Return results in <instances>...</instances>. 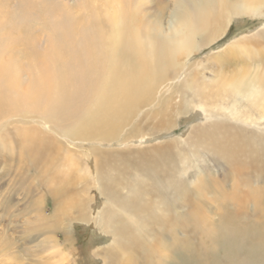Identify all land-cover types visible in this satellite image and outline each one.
<instances>
[{
	"label": "bare ground",
	"instance_id": "bare-ground-1",
	"mask_svg": "<svg viewBox=\"0 0 264 264\" xmlns=\"http://www.w3.org/2000/svg\"><path fill=\"white\" fill-rule=\"evenodd\" d=\"M47 1L57 12L55 6L62 0ZM67 1L71 10L55 18H49V9L37 2L33 8L26 6L18 11L25 13L22 22L16 20V13L0 20V122H9L0 123V132L9 125H20L15 126L22 139L18 140L20 151L24 156H34L37 165L46 157L45 149L56 140L92 145L116 141L121 127L155 102L159 88L185 72L183 81L176 85L177 95L164 101L157 112L164 115L170 113L168 106L172 111L185 107L203 116L201 123L175 142L186 141V149L195 157L209 155L214 164L224 168L225 182L234 180L229 185L233 186L231 193L221 196L222 208H230L220 216L223 225H219L218 236L224 237L222 244L230 251L243 250L242 254L252 261L251 257L264 249V217L258 215L249 226H235V221L248 216L252 200L259 201L242 187L264 186V69H252L243 56L257 45L253 50L260 58V42L254 34L236 39L222 55L211 59L220 67L218 72L211 71L213 78L207 76L202 63L192 73L184 71L183 65L194 52L224 34L232 19L260 12L258 6L264 0H179L168 35L146 30L145 18L139 12L142 6L136 7L134 0ZM18 5L20 8L21 3ZM176 97L180 99L178 104ZM34 121L42 130L32 125ZM137 135L133 132L131 137ZM4 140L0 147L14 152L8 137ZM162 149L137 153L146 156V163H133L138 166L135 174H117L111 157L102 161L98 174L106 205L98 214L96 227L112 240L102 253L105 264H168L165 216L169 191L178 186V181L175 164L170 163L165 172L163 167L159 170L168 156L176 159L174 149ZM154 153L163 158L152 159ZM118 155L117 164H132L125 154ZM54 163L50 159V168ZM119 188L130 196L121 195ZM193 212H187L183 220L202 217L203 212ZM213 235L217 236L215 230ZM232 235L234 238H230ZM49 240L42 245L43 252L55 250L60 256L59 245ZM242 241L244 244H240ZM204 256L198 254L195 264H210ZM66 258L69 256L64 254L63 260ZM41 262L32 259L30 264Z\"/></svg>",
	"mask_w": 264,
	"mask_h": 264
},
{
	"label": "rangeland",
	"instance_id": "rangeland-1",
	"mask_svg": "<svg viewBox=\"0 0 264 264\" xmlns=\"http://www.w3.org/2000/svg\"><path fill=\"white\" fill-rule=\"evenodd\" d=\"M23 1L0 0V14L2 15V17L0 15V20L3 22L8 16L16 13L17 19H15L22 22L26 20L23 15L25 13L18 11L27 9L26 6L33 8L32 6L37 2L43 5V9H49V18H55L60 13V15L67 13L69 12L67 9L72 8L66 0H62V4L55 3L57 5L54 6L57 7L58 13L55 8H49L47 0ZM31 1L36 3H30ZM134 1L136 7L142 6L139 12L145 18L146 30L153 34L158 32L168 35L169 22L179 0ZM231 1L237 2L238 0ZM72 2H77V0H72ZM17 3H21L20 8ZM258 9L260 10L258 13H245L247 15L232 19L233 23L224 34L205 49L194 52L193 57L185 60L184 71L192 73L191 71L197 70V64L202 63L207 76L213 78L211 71L218 72L220 67L211 63V59L222 55L221 52L224 53L223 51L231 47L236 39H241L247 34H254L257 43L260 42L259 48L262 52L260 59L254 52L255 48H258L257 45L255 48L252 46L253 52L250 50L243 54L246 59L245 64L252 65V69L258 67L264 69V29H260L264 27V4H259ZM4 15L7 17H3ZM180 56L182 57V54ZM184 74L179 76L178 80L173 77L169 82H165L159 88L155 102L146 108L147 110L140 112L141 114L132 119L131 123L124 124L118 132L119 137L116 141H112L113 143L92 145L77 141L71 144L64 140L62 142L56 140L55 144L45 149L47 155L37 165L34 156H24V153L20 151L19 141L21 142L22 139L15 131V126L21 127L20 125H9L4 129L5 131L0 132V144L8 137L9 147L14 151L9 152L0 147V264H30L32 259L42 261L40 264H68V262L70 264H105V256L102 253L111 245L112 240L102 232L101 227H96L98 214L106 205L98 174L102 161L107 160L105 157H111V163L115 160V165H112L117 169V174L126 171L135 174L138 166L133 163H146L144 158L146 156L141 157L137 153L162 147H164L162 150L174 149L176 159L171 160L172 157L168 156L159 170L163 167L162 171L165 172L169 169L170 163L175 164V176L178 181V186L169 191L168 214L165 216L167 223L164 231L168 234V264H195L198 254L208 257L210 264H264V249L255 253L256 255L252 256V261H250L242 254L243 250L232 252L226 248L224 243L223 246L224 237L218 236L219 228L223 225L220 216L226 208H222L224 205L221 201H224V198L221 196L224 195L223 193H231L233 186L229 185H232L234 180L225 182L224 168L214 164L209 155L195 157L186 149V141L182 144L175 142L185 137L193 126L201 123L203 116L193 113L192 109L187 111L185 107L183 109L178 107L179 109L172 111L173 108L168 106L170 113L167 112L164 115L157 112L159 108V111L162 110L164 101L172 95H177L175 94L178 89L176 85L183 81L186 75ZM176 100L178 104L180 99L176 97ZM3 121L6 120H2L1 125L7 122ZM34 122L32 125L42 130V126ZM164 127L165 130H161L162 133L159 134L161 131L159 132L158 129ZM261 128L264 129V125ZM149 130L158 131L154 135H149L147 134ZM133 132L138 135L131 137ZM170 143H175V145H170ZM97 147L98 149L95 150ZM118 154H125L126 160L132 164L123 166L117 164ZM125 156L122 157L125 158ZM151 156L156 161L157 159L160 161L162 157L157 153ZM50 159L55 161L53 168H50ZM45 179L48 183L42 184ZM242 188V190L251 191L259 201L254 199L249 203L248 216L236 220L235 226H249L258 219V215L264 217V186L255 184ZM118 192L123 196H130L126 190L119 188ZM227 208L230 207L227 206ZM197 210L203 212L202 217L183 220L187 212L189 214L193 211L195 214L200 213ZM198 226L201 230L197 228ZM155 227L157 231V226ZM214 230L217 235L215 237ZM151 236L154 234L151 233ZM230 238H234L233 235ZM48 239H54L59 245L60 248L56 250L61 251L60 256L55 254V250L43 252L41 247L48 242ZM146 239L150 242L153 240L149 237ZM244 241L240 244H244ZM64 254L69 256V259L63 260Z\"/></svg>",
	"mask_w": 264,
	"mask_h": 264
}]
</instances>
